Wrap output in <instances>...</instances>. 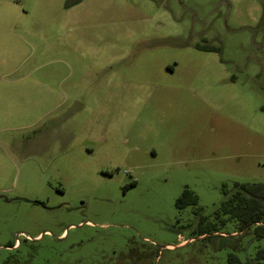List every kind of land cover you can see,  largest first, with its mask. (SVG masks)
Returning <instances> with one entry per match:
<instances>
[{
  "label": "rangeland",
  "instance_id": "374dc122",
  "mask_svg": "<svg viewBox=\"0 0 264 264\" xmlns=\"http://www.w3.org/2000/svg\"><path fill=\"white\" fill-rule=\"evenodd\" d=\"M234 183L264 184V0H0V264H264L214 218Z\"/></svg>",
  "mask_w": 264,
  "mask_h": 264
},
{
  "label": "trees",
  "instance_id": "16d2710c",
  "mask_svg": "<svg viewBox=\"0 0 264 264\" xmlns=\"http://www.w3.org/2000/svg\"><path fill=\"white\" fill-rule=\"evenodd\" d=\"M205 50H213L214 48L208 45H204ZM237 186V183H234ZM240 190L246 193L248 196H243L239 192H235L232 197H227L222 206L221 213H218L214 218H221V223L237 219L240 223L238 231H249L257 238H264V184H246L239 185ZM197 196L188 189H183L181 194L175 200V206L179 209H183L188 205L197 204ZM203 214H199L198 226L195 232H198V236L203 235L205 231L210 227V223L204 222ZM211 228V227H210ZM214 231V230H213ZM235 230L231 231L234 233ZM238 233V232H237ZM236 233V234H237ZM234 234V235H236ZM260 258L264 259V250L258 252ZM229 260H236V256L229 255Z\"/></svg>",
  "mask_w": 264,
  "mask_h": 264
},
{
  "label": "flooded vegetation",
  "instance_id": "af4514ba",
  "mask_svg": "<svg viewBox=\"0 0 264 264\" xmlns=\"http://www.w3.org/2000/svg\"><path fill=\"white\" fill-rule=\"evenodd\" d=\"M237 187H239V185H237ZM240 191H242V190H240V187H239L237 190L231 191V193H230V195L228 196V198H229V197H232V196L235 194V192H239V193L241 194ZM226 195H227V193H226Z\"/></svg>",
  "mask_w": 264,
  "mask_h": 264
}]
</instances>
